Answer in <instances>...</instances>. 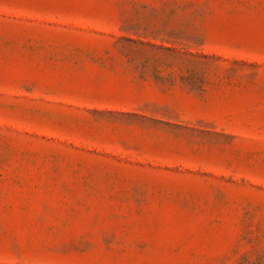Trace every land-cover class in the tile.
Segmentation results:
<instances>
[{
  "label": "rangeland",
  "instance_id": "1",
  "mask_svg": "<svg viewBox=\"0 0 264 264\" xmlns=\"http://www.w3.org/2000/svg\"><path fill=\"white\" fill-rule=\"evenodd\" d=\"M0 264H264V0H0Z\"/></svg>",
  "mask_w": 264,
  "mask_h": 264
}]
</instances>
